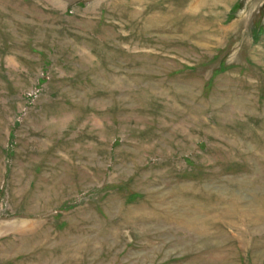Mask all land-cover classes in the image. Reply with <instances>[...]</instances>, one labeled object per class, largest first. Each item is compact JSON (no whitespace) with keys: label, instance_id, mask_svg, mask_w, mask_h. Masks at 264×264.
I'll return each mask as SVG.
<instances>
[{"label":"rangeland","instance_id":"1","mask_svg":"<svg viewBox=\"0 0 264 264\" xmlns=\"http://www.w3.org/2000/svg\"><path fill=\"white\" fill-rule=\"evenodd\" d=\"M0 264H264V0H0Z\"/></svg>","mask_w":264,"mask_h":264}]
</instances>
